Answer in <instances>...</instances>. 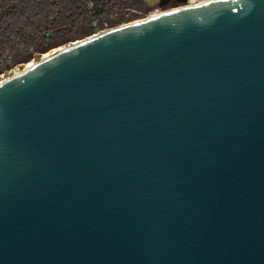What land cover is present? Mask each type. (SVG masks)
Returning a JSON list of instances; mask_svg holds the SVG:
<instances>
[{
  "label": "water",
  "instance_id": "95a60500",
  "mask_svg": "<svg viewBox=\"0 0 264 264\" xmlns=\"http://www.w3.org/2000/svg\"><path fill=\"white\" fill-rule=\"evenodd\" d=\"M77 42L0 82V264H264V0Z\"/></svg>",
  "mask_w": 264,
  "mask_h": 264
},
{
  "label": "trees",
  "instance_id": "16d2710c",
  "mask_svg": "<svg viewBox=\"0 0 264 264\" xmlns=\"http://www.w3.org/2000/svg\"><path fill=\"white\" fill-rule=\"evenodd\" d=\"M114 1L151 9L144 0ZM96 9H89L85 0H0V58L8 54L15 64L25 62L34 52L46 53L93 35Z\"/></svg>",
  "mask_w": 264,
  "mask_h": 264
},
{
  "label": "built area",
  "instance_id": "2783aa9c",
  "mask_svg": "<svg viewBox=\"0 0 264 264\" xmlns=\"http://www.w3.org/2000/svg\"><path fill=\"white\" fill-rule=\"evenodd\" d=\"M190 1L191 0H188L186 3L178 2L179 6H172L170 9H167V10L175 9L176 7H183V6L189 5ZM199 1L202 2V0H199ZM85 3L89 9L93 10L97 8L95 10L96 13L94 14L92 18V26L95 28V33L93 35L107 32V31L117 28L118 26L128 24L131 22H135V21H139L142 19V18H139V19H134L131 21L123 22L122 24H119L117 27H115L113 26V24H114V21H116L118 17L129 19L132 15L140 14L142 13V11L139 8L134 9V8H127V7L124 8L120 6H111L110 5L111 0H100V1L85 0ZM9 61H10V57L8 56V54H5L0 58V82H2L3 79L4 80L7 79V78H4L5 75H7L8 73L9 75L11 74V71L7 69V65Z\"/></svg>",
  "mask_w": 264,
  "mask_h": 264
},
{
  "label": "rangeland",
  "instance_id": "374dc122",
  "mask_svg": "<svg viewBox=\"0 0 264 264\" xmlns=\"http://www.w3.org/2000/svg\"><path fill=\"white\" fill-rule=\"evenodd\" d=\"M146 3H147V5L150 7L151 6V9L150 10H146V11H143V9H140L141 11H142V13H140V14H134V15H132L129 19H125V18H123V17H118L117 19H116V21H114V24H113V26H115V27H117L119 24H122L123 22H127V21H131V20H134V19H139V18H143V17H147L150 13H152L154 10H157V9H160V10H167V9H170L171 7H163V8H160L159 7V5H158V3H159V0H144ZM176 4V1H171L170 2V5H175ZM110 5L111 6H120V7H127V8H134V9H137L136 7H132V6H130V5H122V4H116L115 3V1L114 0H112L111 1V3H110ZM176 6H179V5H176ZM112 26V27H113ZM92 36V35H91ZM89 37V36H88ZM85 38H86V36H85ZM84 39V38H83ZM78 40H81V39H78ZM66 44H68V43H66ZM66 44H64V45H66ZM64 45H62V46H64ZM59 47H61V46H59ZM51 51V50H50ZM43 54H45V53H36V52H34V54L31 56V59L29 60V61H25V62H19V63H14L13 62V59H12V57L10 56V61H9V63H8V65H7V69L9 70V71H11V73L15 70V69H17V70H23L24 69V66L28 63V62H30L31 60H35V61H38L39 59H41L42 57H43ZM15 60V59H14ZM9 76H11V74L9 75V73L7 74V75H5V77L4 78H8Z\"/></svg>",
  "mask_w": 264,
  "mask_h": 264
},
{
  "label": "bare ground",
  "instance_id": "6f19581e",
  "mask_svg": "<svg viewBox=\"0 0 264 264\" xmlns=\"http://www.w3.org/2000/svg\"><path fill=\"white\" fill-rule=\"evenodd\" d=\"M202 1H208V0H202ZM201 1H199V0H191L189 3V5H195V4H198V3H200ZM165 11H168V10H160V9H157V10H154L152 13H150L147 17H144V18H148V17H151V16H155V15H158V14H161V13H163V12H165ZM143 19V18H142ZM80 40H78V42H79ZM77 42V43H78ZM75 43H76V41H75ZM63 47L61 46V47H57V48H54V49H52L51 51H48V52H46L45 54H43V58H47V57H50V56H52L53 54H55L57 51H59V50H61ZM36 63V61L35 60H31L30 62H28L25 66H24V68H28V67H30V66H32V65H34ZM22 70V69H21ZM21 70H17V69H15L12 73H11V75L13 74H16V73H18L19 71H21ZM3 81H4V79H3ZM2 81V82H3Z\"/></svg>",
  "mask_w": 264,
  "mask_h": 264
}]
</instances>
